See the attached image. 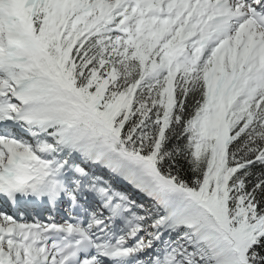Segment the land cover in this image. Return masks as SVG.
<instances>
[{"label":"snow or ice","instance_id":"obj_1","mask_svg":"<svg viewBox=\"0 0 264 264\" xmlns=\"http://www.w3.org/2000/svg\"><path fill=\"white\" fill-rule=\"evenodd\" d=\"M0 264H264V0H0Z\"/></svg>","mask_w":264,"mask_h":264}]
</instances>
